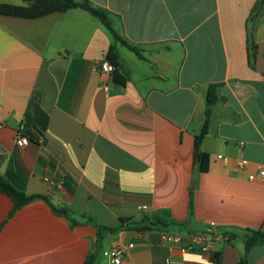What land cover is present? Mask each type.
I'll use <instances>...</instances> for the list:
<instances>
[{"label": "crops", "instance_id": "1", "mask_svg": "<svg viewBox=\"0 0 264 264\" xmlns=\"http://www.w3.org/2000/svg\"><path fill=\"white\" fill-rule=\"evenodd\" d=\"M78 1L109 11L143 58L83 9L0 15V173L50 201L36 199L11 216L14 202L0 191V264H84L97 247L89 218L120 228L144 214L186 223L169 234L216 228V251L183 253L163 230L124 225L106 233L101 253L124 245L122 264H264V244L246 249L248 231L264 232V0ZM113 45L118 67L108 79L96 68L113 64ZM212 85L218 101L203 170L195 138ZM21 127L29 138L23 147ZM99 264L111 262L102 255Z\"/></svg>", "mask_w": 264, "mask_h": 264}, {"label": "trees", "instance_id": "2", "mask_svg": "<svg viewBox=\"0 0 264 264\" xmlns=\"http://www.w3.org/2000/svg\"><path fill=\"white\" fill-rule=\"evenodd\" d=\"M26 5L18 6L11 4H0V15L18 17L25 19H38L48 16L53 13H65L73 9H83L90 13L92 16L97 18L105 29L113 36L115 43H121L130 51L135 53L138 57L143 58L141 51L136 46L131 45L117 32L114 23L112 21L110 12L92 5L88 1H78V0H23ZM115 45H113L109 51L108 59L113 63L114 66L118 67L117 55L115 52ZM253 57L256 56V49L252 54ZM218 101V85H212L209 87L207 94L206 112H205V122L202 127L200 134L195 138V152L194 161L195 165H200L203 170L206 169V164L208 162V156L203 151L204 141L209 133L210 119L213 112V107ZM26 134V133H25ZM0 191L2 193L10 196L14 202V208L11 213L13 216L20 208L33 202L36 199L43 198L49 201L48 198L40 195L28 196L25 192L20 191L12 186V184L7 181L0 173ZM193 195V191L191 192ZM50 202V201H49ZM53 210L58 215H64L68 217L73 226H78L81 223L71 217V214L66 208H57L52 205ZM192 210V208H191ZM87 223L92 224L98 231L97 237V247L90 252L87 260L84 264H99L100 258L103 255L100 250V245L105 239V235L108 232L115 233L124 228V225L128 229L134 231L146 232L150 230H163L165 233H170V229L180 230L186 226V223H175L171 222L166 218L159 215H149L144 214L139 220H122V226L120 228H111L98 225L94 223L92 219H88ZM1 230V229H0ZM264 244V232L262 231H248L246 236V249L249 251L251 248L257 245ZM212 260L219 263L221 261L219 254H216ZM239 264H248L246 258H243Z\"/></svg>", "mask_w": 264, "mask_h": 264}, {"label": "built area", "instance_id": "3", "mask_svg": "<svg viewBox=\"0 0 264 264\" xmlns=\"http://www.w3.org/2000/svg\"><path fill=\"white\" fill-rule=\"evenodd\" d=\"M264 20V16H263ZM97 71L102 72L108 76V79H112L114 72L116 70V67L111 64L109 61L104 60L100 62L97 65ZM103 89L106 93L109 91L108 84H104ZM4 126V122L0 121V128ZM33 133L36 134L37 138L41 140V132H37L35 130H32ZM29 138L26 137L25 134V128L21 127L19 129L18 133V145L19 146H25L28 143ZM259 175L261 178H264V169H261L259 172ZM250 180L254 181L256 180V176L252 175L250 176ZM143 213H148L149 208L144 206L142 207ZM219 232L216 231V228L210 227L206 232L202 233H189L184 235L183 233H164V237L171 240L174 244L181 245V249L183 253L187 252H198L202 255H206L208 257H211L212 254L216 251L217 245L219 243ZM223 239L226 241L231 240L230 234H224ZM186 242V243H185ZM126 254V247L124 245H117L113 247L112 249L106 250L103 252V257L108 259L111 264H122L123 258Z\"/></svg>", "mask_w": 264, "mask_h": 264}, {"label": "rangeland", "instance_id": "4", "mask_svg": "<svg viewBox=\"0 0 264 264\" xmlns=\"http://www.w3.org/2000/svg\"><path fill=\"white\" fill-rule=\"evenodd\" d=\"M16 2H18L19 0H15Z\"/></svg>", "mask_w": 264, "mask_h": 264}]
</instances>
